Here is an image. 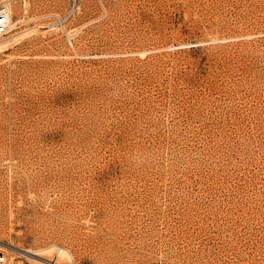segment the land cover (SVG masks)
I'll return each mask as SVG.
<instances>
[{"label": "rangeland", "instance_id": "obj_1", "mask_svg": "<svg viewBox=\"0 0 264 264\" xmlns=\"http://www.w3.org/2000/svg\"><path fill=\"white\" fill-rule=\"evenodd\" d=\"M10 2L4 264H264V0Z\"/></svg>", "mask_w": 264, "mask_h": 264}, {"label": "bare ground", "instance_id": "obj_2", "mask_svg": "<svg viewBox=\"0 0 264 264\" xmlns=\"http://www.w3.org/2000/svg\"><path fill=\"white\" fill-rule=\"evenodd\" d=\"M3 4L7 5L10 7V0H5L4 2H2ZM75 9V8H74ZM74 9L71 10V12H74ZM71 14V13H70ZM10 18H11V27L10 29L15 25V22L14 19H13V14H12V11L10 9ZM17 23V22H16ZM18 33V32H17ZM16 34H13V35H17ZM20 34V33H19ZM12 35V36H13ZM68 35L70 37H72L74 34H70V32L68 33ZM11 36V35H10ZM9 36V37H10ZM9 37H6V39H0V46L4 43H8V40H9ZM17 39V38H16ZM15 40V39H14ZM13 40V41H14ZM11 43V41H10ZM9 43V44H10ZM6 45V44H5ZM4 45H2L3 47ZM1 48V47H0ZM3 242V241H2ZM8 247H10L11 249L13 250H17V252L21 253V254H26L28 256H30L31 258H33V260H35L36 258H42L43 260L47 261L46 263L48 264V261L49 259L52 258V255H53V252L56 250L58 252V254H60V262L63 264V262L66 263V261H72L74 264H75V259H74V254H72L71 250L69 248H66V247H59L57 244H51L50 246L48 247H45V248H39V249H27V248H23V247H17L11 243H5ZM4 245V244H3ZM5 247V246H4ZM46 255H50V256H46ZM46 256V257H45ZM75 261V262H74ZM42 262V261H40ZM64 263V264H65Z\"/></svg>", "mask_w": 264, "mask_h": 264}, {"label": "built area", "instance_id": "obj_3", "mask_svg": "<svg viewBox=\"0 0 264 264\" xmlns=\"http://www.w3.org/2000/svg\"><path fill=\"white\" fill-rule=\"evenodd\" d=\"M11 27L10 8L5 4L0 5V36L7 34ZM71 39V38H70ZM6 262V256L0 254V264ZM48 264H62L60 262V254L55 250Z\"/></svg>", "mask_w": 264, "mask_h": 264}]
</instances>
